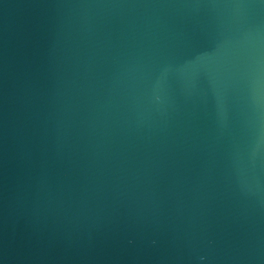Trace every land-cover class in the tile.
I'll list each match as a JSON object with an SVG mask.
<instances>
[{"label":"water","instance_id":"95a60500","mask_svg":"<svg viewBox=\"0 0 264 264\" xmlns=\"http://www.w3.org/2000/svg\"><path fill=\"white\" fill-rule=\"evenodd\" d=\"M0 264H264V0H0Z\"/></svg>","mask_w":264,"mask_h":264}]
</instances>
